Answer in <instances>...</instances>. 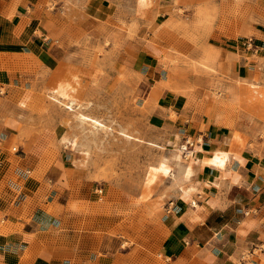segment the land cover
I'll return each mask as SVG.
<instances>
[{
	"label": "rangeland",
	"instance_id": "1",
	"mask_svg": "<svg viewBox=\"0 0 264 264\" xmlns=\"http://www.w3.org/2000/svg\"><path fill=\"white\" fill-rule=\"evenodd\" d=\"M101 3L100 16L55 39L70 51L65 50L48 81L0 88V122L5 116L15 117L19 135L27 140L38 133L36 127L56 122L78 143L70 192L62 199L67 204L63 212L67 227L60 231L74 235L68 244L82 264H169L161 243L168 234L164 218L173 214V202L168 171L159 161L163 152H169L167 140L174 133L164 138L159 126L148 122L149 99L144 106L138 102L143 81L136 55L140 47L154 48L166 71L167 81L160 84L195 114L212 104L216 123L228 128L239 145L263 138L264 63L236 67L244 50L230 46L264 40V0H157L140 10L136 0ZM252 44L251 40L246 52L254 49ZM0 62V69L37 76L38 67L29 59L3 52ZM73 77L77 106L70 112L48 95L55 80ZM78 113L105 126L93 129L77 118ZM175 118L170 112L163 126L170 127L168 120ZM120 132L140 141L128 140ZM12 141L13 150L22 145L16 138ZM58 141L47 145L39 159L23 161L38 182L59 156ZM191 142L188 139L187 145ZM3 147L0 143V150ZM6 148L13 153L9 145ZM28 149L26 145L24 152ZM3 218L0 214V225Z\"/></svg>",
	"mask_w": 264,
	"mask_h": 264
},
{
	"label": "crops",
	"instance_id": "2",
	"mask_svg": "<svg viewBox=\"0 0 264 264\" xmlns=\"http://www.w3.org/2000/svg\"><path fill=\"white\" fill-rule=\"evenodd\" d=\"M102 8L101 0H0V54L29 59L38 67L37 76L0 69V88H26L35 81H48L65 50L70 51L55 39L100 16ZM146 12L147 8L142 14ZM251 40L254 49L250 53L245 41L230 46L244 50L236 67L264 63V40ZM149 48L140 47L136 55L137 73L143 81L139 88L142 102H138L144 106L149 99L145 107L148 122L158 125L164 138L174 133L186 146L192 140L187 147L197 159L191 177L194 194L181 196L170 188L173 214L164 218L169 229L161 243L162 254L169 264H264V137L249 138L239 145L228 128L216 123L212 104L201 106L196 114L184 108L180 97L160 84L167 81L166 71L154 48ZM170 112L176 118L168 120L171 126L165 128ZM19 128L15 117L5 116L0 122L4 146L0 150V214L4 217L0 264H82L68 244L74 235L60 231L67 227L63 216L67 204L62 199L70 192L71 162L76 154L58 141L59 156L39 182L23 165L27 157L39 159L47 145L69 131L53 122L44 129L36 127L38 133L27 140L19 135ZM15 138L22 145L13 150ZM214 150L226 153L218 157L212 154ZM190 199L197 207L189 205Z\"/></svg>",
	"mask_w": 264,
	"mask_h": 264
},
{
	"label": "bare ground",
	"instance_id": "3",
	"mask_svg": "<svg viewBox=\"0 0 264 264\" xmlns=\"http://www.w3.org/2000/svg\"><path fill=\"white\" fill-rule=\"evenodd\" d=\"M136 2L137 8L141 9L147 7L151 0H136ZM74 82H76V77H73L71 80H55L50 90L51 92L48 95L51 101L61 104L64 109L70 112L74 111L75 107L77 106L73 97V92L75 91ZM77 118L81 122L89 124L93 129L105 126L100 120L83 113H78ZM120 135L128 140L140 141L139 138H136L128 133L120 132ZM59 139L61 145L64 148H69L72 151L78 150V143L75 141L74 137H70L68 134H62ZM147 143L153 147H159L153 142ZM167 144H170V146L168 145L169 152H163L159 162L160 164L164 165V171H168V187L176 188L181 193V196L194 194L193 192L196 190V188L191 182V177L195 172V164L197 163V159L193 155L194 151L191 148L189 149L187 147L188 145L186 146L183 143L181 144L180 137L176 134L167 140ZM82 152L86 153V151ZM225 153L226 152L221 150L212 151V154L218 157L225 155ZM189 205L191 207H197V202L190 199Z\"/></svg>",
	"mask_w": 264,
	"mask_h": 264
},
{
	"label": "built area",
	"instance_id": "4",
	"mask_svg": "<svg viewBox=\"0 0 264 264\" xmlns=\"http://www.w3.org/2000/svg\"><path fill=\"white\" fill-rule=\"evenodd\" d=\"M245 47H250L251 46V40H247L245 41V44H244Z\"/></svg>",
	"mask_w": 264,
	"mask_h": 264
}]
</instances>
